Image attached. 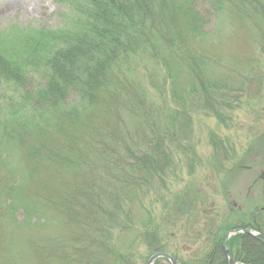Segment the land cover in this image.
<instances>
[{"label": "trees", "instance_id": "obj_1", "mask_svg": "<svg viewBox=\"0 0 264 264\" xmlns=\"http://www.w3.org/2000/svg\"><path fill=\"white\" fill-rule=\"evenodd\" d=\"M58 3L55 29L0 31V264L23 263L11 229L26 225L57 246L28 249L42 258L33 264H147L157 252L229 264L225 234L264 235V207L232 224L199 193H170L168 180L197 109L219 118L260 89L264 0ZM239 31L250 39L242 57L227 51ZM143 59L142 75L151 62L158 76L139 91ZM184 217L193 242L180 247ZM226 247L236 264H264L262 237L237 233Z\"/></svg>", "mask_w": 264, "mask_h": 264}, {"label": "rangeland", "instance_id": "obj_2", "mask_svg": "<svg viewBox=\"0 0 264 264\" xmlns=\"http://www.w3.org/2000/svg\"><path fill=\"white\" fill-rule=\"evenodd\" d=\"M64 10L58 0H0V31L12 24L55 29L60 25V15ZM212 25H215L213 20L210 23L211 28ZM222 33L227 34L226 31ZM247 39L250 41L249 35L245 31H239L236 40L227 48L229 55L237 50L241 57L245 55L250 48L246 43ZM145 59L141 61L137 72L134 71L138 77L135 79V87L139 91L149 83V71L154 76V82L158 76V72L152 70L154 64L151 62L146 66V76L142 75ZM158 84L159 88L164 85L163 77ZM155 86L158 85L153 83L151 87L156 88ZM258 87L260 89L257 93L248 92L230 101L227 104L230 108H225L227 110L219 118L197 109L191 127L184 132L183 142L177 148L174 174L168 180L171 192L163 193L167 194L164 196L166 199L171 197L169 192L178 196L186 190L199 193L208 205L213 204L220 208L232 224L240 223L245 218L244 214L264 207V79L258 83ZM158 95L153 96L155 102ZM160 205L161 203L156 204L158 207ZM184 220L185 217L176 223V243L180 247H186L193 242L188 230V224L193 222ZM66 230L65 226L61 228L63 240L68 238ZM250 232L258 233L255 230ZM11 236L16 242L19 254L23 250L19 257L23 260L22 264L42 261V258L28 250L35 249V244H44L48 249L57 247L50 236L42 235L41 231L30 225L19 229L13 227Z\"/></svg>", "mask_w": 264, "mask_h": 264}, {"label": "water", "instance_id": "obj_3", "mask_svg": "<svg viewBox=\"0 0 264 264\" xmlns=\"http://www.w3.org/2000/svg\"><path fill=\"white\" fill-rule=\"evenodd\" d=\"M238 232H245V233H249V234H252L253 236H257V237H262L264 238V235L260 234V233H254V232H250V231H244V230H241V229H233V230H230L229 232H227L223 238V248H224V251H225V254L227 256V259H228V262L229 264H236L231 256H230V253H229V250L226 248V240L229 238V236H231L232 234H235V233H238ZM158 258H164L166 260H168L170 262V264H177L175 258H173L172 256H170L169 254H166V253H163V252H157L153 255L150 256V258L148 259L147 261V264H153L154 261Z\"/></svg>", "mask_w": 264, "mask_h": 264}]
</instances>
